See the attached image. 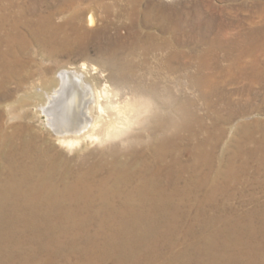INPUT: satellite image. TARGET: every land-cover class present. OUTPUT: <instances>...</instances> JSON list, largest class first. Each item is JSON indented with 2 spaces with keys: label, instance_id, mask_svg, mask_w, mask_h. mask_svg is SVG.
I'll return each mask as SVG.
<instances>
[{
  "label": "bare ground",
  "instance_id": "6f19581e",
  "mask_svg": "<svg viewBox=\"0 0 264 264\" xmlns=\"http://www.w3.org/2000/svg\"><path fill=\"white\" fill-rule=\"evenodd\" d=\"M80 1L82 0H63L58 10L68 14L62 23H55L54 12L47 15L40 12L34 18H28L25 17L24 10L18 7V0H0L2 81H6L14 70L12 60H7L8 54L15 55L12 42L22 43L23 46L29 43L27 35L22 32V26L48 46L51 54H56L73 48L77 39L88 32V28L99 25L102 20L94 5L88 7L86 18L80 16ZM92 1H97L109 11H122L119 3L122 0ZM141 1L143 0H126L128 7L123 8L124 15L128 18L139 15L140 12L143 22H139L131 31L132 41L124 54L120 53L122 56H119V53L114 52L116 58L113 62L117 69L123 66L137 67L152 75L157 73L156 69L164 67H171L173 72H182L194 66L200 72L211 66L216 73H213L214 77L210 81L213 82L210 92L215 91L221 101L227 99L222 88L224 79L220 80L216 75L231 74L233 70L243 66L240 57H233L231 45L233 47L235 44L238 50L242 49L243 54L245 40L224 45L219 39L213 40L210 52L197 49L195 54H191L189 48L190 54L185 56L182 48L184 42H181L182 15L175 19V15L158 2L153 5L149 2L140 9ZM218 49L224 51L228 61L226 65L219 59L217 61ZM209 53L212 55V62L207 61L208 64L202 59ZM203 55L205 56L201 59ZM137 57L140 58L139 61L136 60ZM184 57H188L189 61L186 62ZM174 60L178 63L175 66L172 65ZM153 61L156 66L152 64ZM253 61L250 67L245 66L246 71L244 66L240 69L242 75L246 74L244 78L249 81V91L256 83H264V65H259L257 58ZM85 68L83 63L80 67L62 69L50 78L40 74L37 78L43 85L40 91L30 92L31 94L27 92L29 98L22 97L25 105L28 104L27 99L36 102L35 105L30 104L34 111L39 110L37 106L47 104L48 127L56 135L58 143L68 149L80 144L86 146L101 142L119 130L110 123L107 125L109 112L106 105L111 101V91L107 86L101 91H93L87 83ZM155 78L157 81H154L160 84V77L156 75ZM194 78L193 75L192 82H196ZM216 79L219 83L215 82ZM59 80L62 88L56 93L57 90L53 88L59 85ZM156 86L159 85H151L148 90L143 91L149 93L150 97H153L151 94L154 95L158 107H164L166 97L161 93L157 94ZM51 89L53 98L47 103L46 100L50 97L46 93ZM208 94L204 92V95ZM91 100L94 101L90 102ZM184 100L180 96L172 97V107L169 106L174 108L176 117H170L163 111L155 114L158 121V125L154 127L155 140L146 143V146L127 147L122 151L111 147V154L106 155L102 152L98 154L96 149L78 155L77 159L48 142L37 145L34 143L36 138L31 136L20 141L21 144L17 143L16 139L20 136L5 131L0 123V264H264V201L254 208L247 207L242 214L238 211L239 215L233 214L235 210L225 213L224 217L219 216L224 213V209L223 206L217 207V203L213 205V211L217 208L219 215L212 217L214 220L202 217L206 214L205 208L210 209L217 197L225 195L230 199V194L233 195L232 187L241 183L240 177L243 175L249 174V177L256 183H261L264 188V122L255 120L240 123L237 119L243 136L236 145V151L232 150L233 154L226 162L227 170L222 178L226 182L215 183L201 197L197 193L198 182L203 186L204 179L208 182L223 181L219 177L221 161L219 157L215 158V153L218 140L223 139L227 128L217 123L241 119L247 110H242L237 105L234 109L231 105L223 116L215 105H209L213 127H208L204 117L186 109ZM190 103L193 104V100ZM114 109L121 118L128 116L126 108L114 106ZM185 119H193L198 128L194 127L199 133L204 130L206 132L202 138L198 136L201 133L191 135L197 138L191 147L192 163H184V158L181 157L184 142L182 133L187 126ZM256 128L260 132V135L256 134L257 137L252 135V129ZM212 129L217 133L215 140L209 137ZM250 143L252 145L248 148ZM94 154L98 158L90 162L88 157ZM213 162L216 169L213 168ZM205 165L208 169L203 170L204 177L201 180H198L199 176L194 178V174L198 172L197 176ZM251 169L255 171V178L251 175ZM186 194L195 201L200 197L198 215L189 225L188 234L182 235V238H170L169 232H175V229L179 231L178 221L185 220L189 214L187 208L191 201ZM179 212L182 214L176 218ZM213 221L221 224L214 233L209 232ZM195 226H198V234L189 235ZM187 235L192 239H189L191 242L183 243L184 240L182 246L175 250L174 246Z\"/></svg>",
  "mask_w": 264,
  "mask_h": 264
},
{
  "label": "rangeland",
  "instance_id": "374dc122",
  "mask_svg": "<svg viewBox=\"0 0 264 264\" xmlns=\"http://www.w3.org/2000/svg\"><path fill=\"white\" fill-rule=\"evenodd\" d=\"M111 1L113 2L114 0ZM122 1L119 2L121 6L120 9H122V11H117V9L109 11L97 1H80L78 8L81 12L79 14L83 17V19L88 15V7L94 5L102 21L99 22L97 27L88 28V32L85 33L81 38L77 39V42L74 44L73 48H69L68 50L58 52L56 54H51L48 51V46H45L43 43H41V41H38L32 34H30L28 28L23 26L21 27L22 32L27 35L26 37L29 39V43L26 46H23L22 43L19 44L18 42L17 44L12 42L15 47V55L8 54L7 60H12L11 65L14 70L9 78L6 79V81H2V78H0V123L3 126L2 129L9 133L11 132L18 134V137H20L16 139L17 143H20L22 140H27L31 136L37 139H33L34 143L37 145L44 143V141L48 142L50 145L58 148L70 157L74 156V159H77L78 155L87 153L91 150L97 149L96 151L98 154H100L99 152H102L106 155L111 154L110 150L114 148L118 150L121 149L122 151L127 147L140 148L146 146V143L148 144L149 142H153L155 140L154 131L156 129L154 127L158 125V121L155 119V114L159 111H163L166 112V114H168L170 117H176L174 108H170L173 96L185 98L184 105L186 104V109L192 112L195 111L196 114L204 117L205 125L208 127L209 125L210 127H213V117L210 115L211 106L209 108V105H215L216 109L222 111L223 116L227 114L225 112L231 105L234 109H236L237 105V107L240 109L247 110L243 113L246 114L244 117H241V119H232L231 122L221 121L217 123L219 125L221 123L227 128V135L225 133L223 139L221 138L218 140V148L215 153V158L219 157V160L221 161L222 167L220 165L219 168V173L221 172V176L219 177L220 180L223 181L218 180L217 182H210L209 180L208 182L204 179L205 183L203 182V186L199 184L200 182H198L197 186H199L200 190L198 188L197 193H200L199 196L202 195L201 197H203L205 196V193H208L207 190L210 189L215 183H221L225 181L222 178L224 177V171L227 170L226 162L228 163L229 157L233 154L232 152L236 151V145L243 136V132L241 131L242 129L237 124V119L240 123L251 122L255 120L264 122V83H256L254 87L252 84L253 88H251L252 90L249 91V81L244 78L246 74L243 73L242 75L240 70L244 66V70L246 71L245 66L250 67L252 62L254 63V58L258 59L259 65H264V0H143L140 2V9L147 6L149 2L150 5L158 2L161 3L163 7L169 9V12H172V14L175 15V19H178V17H181L182 15L183 37H180L183 40L181 41L182 44L184 42L185 45L182 46L183 51L186 53L185 56H189L190 50L191 54H195V50L197 49H200L202 52H210V49L212 50L213 48L211 45L213 40L219 39L222 41L221 44L223 45L225 43H239L245 40V43L243 44V54L242 49L238 50L235 44L233 47L231 45V49H233V57H240L243 66L233 70L231 74L221 73L219 76L216 75V78L220 77V80L224 79L222 88L224 89V94L227 95V99L224 101H221L219 97L215 95V91L210 92L213 83L210 81H212L214 74L216 73V71L211 68V66L210 68H205L206 70L203 69L200 72L196 71L194 66L192 68H186L182 72H173L171 67H164L162 69H156L157 73L152 75L147 74L145 70L142 68L139 69L137 67L123 66L121 69H117V66L113 62V60L116 58L114 56V52L117 54L119 53V56L121 55L120 53H122V55L124 54L125 49L132 41L131 31L137 27L139 22H143V16L140 12H138L139 15L136 14L130 18H128L126 14L124 15L125 10L123 8H127L128 5L125 4L126 0ZM62 2L63 0H18V7H20L21 10H24V15L28 18H34L35 14L40 12L43 15H47L49 12H54L53 21L55 23H62L63 19L68 14V12H59L58 8ZM257 31L260 32L257 33ZM189 48L191 49L189 50ZM204 56L205 55H203L201 59L204 58ZM211 56V54H207L205 56L206 58L202 59V61L212 62ZM225 58L224 51H219L218 49L217 61L220 60L223 65H226L228 61ZM183 59H185L186 62L187 60L189 61L188 57H184ZM136 60L139 61L140 58ZM83 63H85L86 66L85 71L87 72V83L90 85L91 89L93 91H101L107 86V88L111 91V101L109 103L107 102L108 104L106 105V110L109 112V120L107 125L110 123L112 126H116V129L119 130L109 137H106V139L102 140L101 142L88 144L86 146L85 144H80L68 149V147L58 143L56 135L48 127L47 104L44 105L43 103L42 105L37 106L39 110L34 111L31 105H35L36 102L33 99H27L28 104L31 105L29 106L26 104V106L23 104L24 102L22 101V97L25 96L27 98V92L31 94L30 92L40 91L41 87L43 86L42 82L37 79L40 74L45 75L48 78L52 76L54 77V75H57L62 69L65 70L74 67H80ZM152 64L154 66L157 65L154 61ZM177 64L178 63L176 60H174L172 63L174 66ZM197 74L200 75L198 76ZM259 74H262V72L259 71ZM156 75L160 77L162 84L154 81H157L155 78ZM193 75L196 82L191 81V77H193ZM248 79H250V77H248ZM215 82L219 83V80L216 79ZM60 83L61 82L59 80V85L53 88L57 90L56 93L62 88ZM155 84L159 85L156 86L157 94L159 95V93H161L166 97L165 103L167 105L165 104L164 107H158L154 101V95L151 94L153 97H150L149 93L143 91V89H149L151 85L154 86ZM53 89L47 91L46 93L47 95L49 94L47 97H50L49 99L47 98V103L51 98H53V95L50 94L53 92ZM205 91L209 94L204 95ZM192 100L193 104L190 103ZM93 101L94 100H91L90 102ZM114 106L117 108H126L128 116L121 118V116L116 113ZM192 120L193 119H185V124H187V126L185 128L186 130L184 129L182 133L184 135H182L184 137V142L181 157L182 159L184 158V163H192L193 161L191 160V158H193L191 147H193L194 143L197 141V138L191 137V135L193 136V133H196V135L201 133H199L197 130V125ZM189 121L192 122L190 123ZM117 126L120 127L118 128ZM203 130L204 129H201L200 131ZM252 130L253 136L257 137V135H260V132L259 130L257 131V128ZM148 134H151V138ZM205 134L206 132L204 130L198 136L199 138H202ZM215 134L217 133L214 132V130L210 131L209 137L215 140L217 136H215ZM185 140L188 143L185 142ZM250 145H252V143L248 144V148ZM88 158L91 162L98 157L94 154L90 155ZM74 159L73 162H75ZM236 160L239 161L238 158H236ZM213 164V168L216 169V164L214 162ZM251 164L253 165V162H251ZM206 167V165L203 166L201 168L202 171L200 170L197 176L196 174L198 172L194 174V178L199 176L198 178L200 179L198 180H201L204 177L203 170L205 171L208 169ZM252 170L253 169L250 170L252 172L251 175L253 178H255V171ZM240 178L242 180L241 183H238V185L236 184L234 187H232L233 195L230 194V199H228L229 196L227 197L225 195L217 197L214 203L211 204L210 209L206 210L205 208L206 214L202 217H209V219H213L214 216H218L219 213L216 211L217 208H215V211H213V205L215 206L217 203V207L221 208V206H223L222 209H224V213H221L219 215L220 217H224L225 213L229 214L232 213L231 211L234 212L235 210L236 211L233 214L239 215L237 214V211L238 213L241 212L242 214L249 207V209H251L255 206H258V204H263L264 188H262V184L258 182L256 183L255 180L251 178V176L249 177V174L248 176L243 175ZM186 195H188L187 198L190 196L189 194ZM199 198L196 201L193 198H188L191 201V205H188L190 208H187L189 214L185 220L178 221L179 224H177L179 226L181 225L180 227H177V229L179 228V231H176L175 229V232L174 230L169 232L170 238H182V235L184 236L188 234L189 231L187 229L189 225L191 222H194L193 220L198 215L197 208L200 204ZM184 209L187 210L186 208ZM181 214L182 213L179 212V215L177 214L176 218H179ZM194 225H196V223ZM218 225L220 227V222L213 221L210 225L211 227H209V232L213 231L212 233H214L215 230L217 231V228H219ZM197 228L198 226H195L189 235H197ZM187 237L188 235L185 237V239L179 240V244L177 243V245L174 246V249L178 250L182 246V242L184 240L186 242L184 241L183 243L188 244L191 242L189 241L191 238ZM33 264L40 263L35 262Z\"/></svg>",
  "mask_w": 264,
  "mask_h": 264
}]
</instances>
